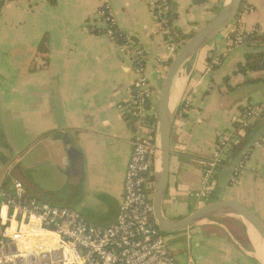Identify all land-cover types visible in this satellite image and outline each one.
<instances>
[{"label": "crops", "instance_id": "0c3cea01", "mask_svg": "<svg viewBox=\"0 0 264 264\" xmlns=\"http://www.w3.org/2000/svg\"><path fill=\"white\" fill-rule=\"evenodd\" d=\"M228 2L170 0L182 47ZM108 3L121 33L143 49L158 114L172 59L151 3ZM102 4L14 0L0 9V184L12 188L15 168L33 166L26 171L39 189L33 197L78 210L90 224L106 227L115 223L124 193L132 131L120 105L131 99L136 74L128 49L100 33L105 26L98 15ZM238 27L247 34H264V0H243L232 27L186 63L173 82L170 180L163 201L168 220L183 219L207 203L228 201L247 207L264 225V146L254 148L236 181V161L227 151L223 160H229L217 169L209 198L195 196L214 149L244 119L242 110L264 103V72L232 77L248 51L264 49L262 42L234 46L229 33ZM44 40L47 62L39 51ZM213 65H219L217 70ZM227 77L233 90L224 83ZM185 101L191 108L182 117ZM256 123L257 118L251 121ZM263 132L264 120L255 128L257 136ZM161 159L159 151L155 174ZM168 238L181 264H264L263 239L234 215L212 218Z\"/></svg>", "mask_w": 264, "mask_h": 264}, {"label": "built area", "instance_id": "2783aa9c", "mask_svg": "<svg viewBox=\"0 0 264 264\" xmlns=\"http://www.w3.org/2000/svg\"><path fill=\"white\" fill-rule=\"evenodd\" d=\"M11 1L14 0L3 3ZM149 2L164 37L167 54L173 60L180 47L167 17L168 6L163 0ZM98 15L105 25L100 33L117 43L118 23L108 0H103ZM229 34L234 46L244 44L247 33L243 27ZM125 40L122 46L129 51L136 80L131 99L120 105L125 119L129 117L126 121L132 131V151L115 223L106 227L92 225L78 210L58 208L29 198L26 188L16 180L11 192L0 184V264H181L154 217L155 180L152 176L155 175V156L160 149L154 91L143 49L126 35ZM190 108L191 103L185 101L180 115L183 117ZM263 112L264 103L252 107L243 119L245 126ZM150 117L157 120L154 139L147 123ZM263 146L264 139L256 144V148ZM231 148L229 138H223L216 146L204 168L200 192L195 194L197 198H209L213 177ZM245 163L242 161L234 170L233 181L243 174Z\"/></svg>", "mask_w": 264, "mask_h": 264}, {"label": "water", "instance_id": "95a60500", "mask_svg": "<svg viewBox=\"0 0 264 264\" xmlns=\"http://www.w3.org/2000/svg\"><path fill=\"white\" fill-rule=\"evenodd\" d=\"M242 3L243 0H229L215 19L184 44L168 67L158 110L159 151L162 153V165L160 172L155 174L153 199L155 220L159 229L165 234L188 230L221 215H234L243 219L264 241L263 223L251 210L239 203L228 201L207 203L179 220H168L163 213V201L170 180L171 138L174 125V113L170 110V96L173 82L186 63L232 27L239 16ZM27 169H33V166H17L14 177L32 196H36L39 189L27 175Z\"/></svg>", "mask_w": 264, "mask_h": 264}, {"label": "trees", "instance_id": "16d2710c", "mask_svg": "<svg viewBox=\"0 0 264 264\" xmlns=\"http://www.w3.org/2000/svg\"><path fill=\"white\" fill-rule=\"evenodd\" d=\"M203 1L204 0H197V2H199V3H202ZM3 2H4V0L0 1V9L2 8V6L4 4ZM49 2L51 4H55L56 0H49ZM163 2L168 6L169 11H168L167 17L169 18V22L172 25V20H173V16H174L172 5L170 3V0H163ZM101 31H104V29H102ZM115 36L117 39V43L119 45L122 46L125 44V41H126L125 35H123L120 30L116 32ZM231 37L233 39L236 38L235 35H231ZM177 42L179 43V47L181 48L182 47L181 40H179L178 37H177ZM254 42L255 43H258V42L264 43V34H259L257 31L252 32L250 34H246V37L244 38V44H250V43H254ZM135 43L137 44V42H135ZM39 51L45 56L44 60L47 62L46 56L48 54V49L46 46V40H44L43 43L41 44ZM145 66H146V63H145ZM218 67H219V65H213L214 70H217ZM255 72H264V49L255 50V51H248L245 54L244 61L237 65L236 70L234 71L232 77H236L238 75H243L245 77H248L249 73H255ZM224 83L229 90H233V87L230 85L231 77H227L225 79ZM252 107H254V106H250V107L242 110L244 117ZM126 118H127V116H126ZM126 120H129V117ZM263 120H264V112L257 118L258 123L254 124V125H251V123H250L248 126H245V124H244L245 121H243V119L238 121V122H235L233 124L231 136L225 137V138H229V141L232 144V148L230 149L231 157H229V158H233L236 161V165H234V170L238 167V165L242 161H246L249 158L251 153L254 151L256 144L261 142L264 139V132L259 136H257L255 134L256 126L259 123H261ZM156 121L157 120L154 117H150L147 121L149 128L152 131L151 134L153 136V139H154L155 134H156L155 133L156 130L154 129V126L156 125ZM228 160L227 161L223 160L219 167H222L224 164H226L228 162ZM152 180L153 181L155 180V175L152 176ZM3 187L7 192L12 191V189L8 188L7 186H3ZM27 195L31 199H36L29 192ZM166 235L168 236L169 234H166Z\"/></svg>", "mask_w": 264, "mask_h": 264}, {"label": "rangeland", "instance_id": "374dc122", "mask_svg": "<svg viewBox=\"0 0 264 264\" xmlns=\"http://www.w3.org/2000/svg\"><path fill=\"white\" fill-rule=\"evenodd\" d=\"M168 236H169V235H168ZM185 243H186V242H185ZM185 243H184V244H185ZM170 245H171V241H170ZM187 245H188V243L185 244V246H187ZM171 246H172V245H171Z\"/></svg>", "mask_w": 264, "mask_h": 264}, {"label": "bare ground", "instance_id": "6f19581e", "mask_svg": "<svg viewBox=\"0 0 264 264\" xmlns=\"http://www.w3.org/2000/svg\"><path fill=\"white\" fill-rule=\"evenodd\" d=\"M173 108V107H172Z\"/></svg>", "mask_w": 264, "mask_h": 264}]
</instances>
